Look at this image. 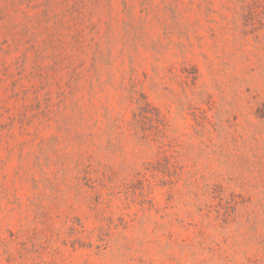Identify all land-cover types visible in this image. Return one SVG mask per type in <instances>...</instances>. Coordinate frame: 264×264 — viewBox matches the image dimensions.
<instances>
[{
  "label": "rangeland",
  "instance_id": "obj_1",
  "mask_svg": "<svg viewBox=\"0 0 264 264\" xmlns=\"http://www.w3.org/2000/svg\"><path fill=\"white\" fill-rule=\"evenodd\" d=\"M0 264H264V0H0Z\"/></svg>",
  "mask_w": 264,
  "mask_h": 264
}]
</instances>
